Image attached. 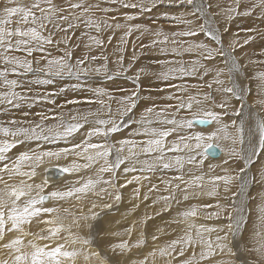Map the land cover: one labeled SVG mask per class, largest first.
<instances>
[{
  "label": "snow or ice",
  "instance_id": "snow-or-ice-1",
  "mask_svg": "<svg viewBox=\"0 0 264 264\" xmlns=\"http://www.w3.org/2000/svg\"><path fill=\"white\" fill-rule=\"evenodd\" d=\"M164 2L28 0L22 4L19 0H0V117H5L0 120V133L6 137L0 139V264H76L81 256L85 264L92 261L97 264H156L157 253L160 258L167 257L166 264H264V192L257 206L259 224L254 226L248 240L244 237L248 220L245 210L250 199L248 187L250 184L264 186V115L249 111L252 106L247 104V98L251 88L245 81L256 79L260 94L264 96V71L256 72L254 77L248 75L249 64H264V60L251 59L253 55L264 56V47L259 53L237 55L256 41L264 45V30L258 26H244L236 32L231 30L236 20L249 19L254 25L264 24V0H225L223 3L221 0H166L173 7L191 9L172 17L185 26L183 31L166 33L154 27L155 22L153 26L130 23L151 14ZM122 9H133L136 13L124 11L118 15ZM14 16L18 17L17 26L14 29L6 27ZM121 18L125 23L118 22ZM81 26L87 29L81 36H87L88 43L84 45L86 51L73 62L74 50L69 44L71 36L68 33H74ZM120 29L124 30L123 34L110 56L103 34L112 31L113 34L107 36L110 44L115 30ZM93 31L97 35H91ZM133 31L163 39L141 44L139 53L133 42L132 54L127 57V37ZM59 33L64 35L57 39ZM199 35L208 38L207 42L176 39ZM169 36L174 46L171 49L160 47L159 52L162 55L169 51L176 55L195 52L197 58L187 62L191 67H183L182 60L153 57L147 64L134 68L149 50L158 44H167ZM61 44L65 47L61 48ZM94 49L98 50V55L92 54ZM217 61L219 63H214ZM110 63L116 65L114 70ZM170 63L182 66L167 68ZM156 66L167 70L153 72ZM176 73L180 79L196 77L200 83H174ZM9 74L17 78L10 79ZM29 75L31 78H26ZM65 77L75 78L77 83L73 88L91 95L69 98L63 87L42 88ZM121 78L131 82L133 87L125 88L119 83ZM161 93L165 94L163 99L169 101L162 106L159 104ZM38 104L45 107L32 112L33 106ZM85 104L98 107L95 110L79 107ZM255 104L260 105V112L264 113V98ZM22 105H27L28 111H22ZM142 105L148 107L143 108L140 118L136 119V109ZM13 109L21 111V116H13ZM185 112L198 119H188L182 114ZM102 115L107 118H101ZM153 117L169 127H151ZM225 118L231 120L230 124L224 123ZM194 124H208V131L193 132ZM134 125L139 127H132ZM130 127L132 131L127 136L110 139L114 135L121 136ZM173 135L175 138L169 139ZM141 136L145 138L137 139ZM93 138H97V142H93ZM221 141L228 143L222 146ZM17 148L22 150L12 155ZM217 149L225 158L213 165L208 162V156L209 153L215 156ZM142 156L145 158L141 159ZM60 160L65 163L59 164ZM46 164L49 167L45 172L53 169L58 174L59 184L50 183L48 176L38 184L34 182L38 169ZM206 164L209 173L219 168L224 174L210 175L205 180L203 167ZM186 166L191 167L185 171ZM159 168L179 173L163 181L168 195L153 200V204L163 201L160 212L146 213L122 233H112L131 238L134 229L140 227V237L134 244L130 239L106 244L108 237L102 235V218L122 202L121 190L134 182L139 185L142 181H150V174ZM197 170L201 174H196ZM84 171H93V175L85 178L80 175ZM129 175L131 179L127 178ZM72 176L77 178L70 179ZM122 177L124 180L120 183ZM17 178L19 183H9ZM234 182L238 185L232 191ZM221 184L226 204H191L178 211L172 223L186 224L183 235L164 247L153 249L142 259H129L133 248L146 245L149 221L168 212L173 204L179 206L204 196L218 197ZM49 188L51 190L46 191ZM159 190L152 184L144 200L149 199V193ZM134 195L139 198V186L134 189ZM90 196L94 197L91 201ZM69 199L90 202L88 214H83L82 210L81 215L72 214V224L78 229L87 227L88 237L72 233L71 225L65 228L61 213L67 214L68 209L55 205ZM49 201L54 202L53 206L46 204ZM138 207L136 204L130 211ZM212 207L217 211L209 212L208 216H223L227 220L223 227L208 228L189 222L194 221L199 211ZM34 223L37 227L41 223L51 227L34 232L30 230ZM62 231L69 233L72 244L79 242L82 248L69 251L58 242L54 245L35 242L57 241ZM212 232L217 233L215 239H205L204 233ZM156 239L157 236L152 235V240ZM93 244L98 250H91ZM198 245L200 251L197 253ZM189 250L191 255L186 257ZM252 253L256 254L255 259H249ZM217 255H227L229 259L217 260Z\"/></svg>",
  "mask_w": 264,
  "mask_h": 264
},
{
  "label": "bare ground",
  "instance_id": "bare-ground-1",
  "mask_svg": "<svg viewBox=\"0 0 264 264\" xmlns=\"http://www.w3.org/2000/svg\"><path fill=\"white\" fill-rule=\"evenodd\" d=\"M19 2L20 3H27L28 2V0H19ZM221 2L223 3V2H225V0H221ZM105 6H107V5H105ZM158 6V5H157ZM162 8L163 9H168V12L170 11V13L173 15V16H176L175 14H176V12H177V10H181V11H183V9L184 8H178V7H173V6H171V5H169V4H167V2H166V0H165V2H164V5H162ZM186 9V8H185ZM133 10V9H132ZM134 12H136V10H133ZM186 11H189V10H186ZM166 12V11H165ZM178 12H180V11H178ZM170 13H168V15L167 16H169L170 15ZM182 13V12H181ZM118 15H120V13H117ZM177 14H179L180 15V13H177ZM166 16V15H165ZM173 16H171V17H173ZM167 19H169L168 17H166ZM165 18V19H166ZM189 19H192L191 17H188ZM17 19H18V17H12V21L13 20H15V24H13V25H6V27H10V28H12V29H14L16 26L15 25H17L16 24V21H17ZM122 18L118 21V22H120V23H122ZM170 22H168V21H165V22H168V23H166V25H168V27L166 28H162L166 33H171V32H174V31H183V30H185V26L183 25V24H178L176 21H174L173 19L172 20H169ZM153 22H155V15H154V13H153V11H152V13L151 14H148V15H145V17L142 19V25H149V26H153ZM164 22V23H165ZM133 24H135L136 22H132ZM221 23H223V20H221ZM178 24V25H177ZM173 25V26H172ZM15 26V27H14ZM176 26V27H175ZM244 26H248V27H255V26H258L261 30H264V24H259V25H254L249 19H244V20H236V22L234 23V24H232L231 25V30L233 31V32H236V31H238L241 27H244ZM154 27H156V28H160L158 25H157V22H155V24H154ZM161 27H163V26H161ZM83 30V31H82ZM85 31H87V29H84V27L83 26H81V27H79V29H78V31L77 30H75L74 31V33L73 32H70V34H76V35H74V36H71V35H69V36H71V40L72 41H74V42H77V44L78 43H80V41L81 42H84V43H82V46L81 47H83V45H85V43L87 42V39H86V41H83V38L81 39V40H78L77 38H78V36H80L81 35V33L80 32H85ZM123 31L124 30H122V29H120V30H115V35H114V38H113V40L111 41V43L110 44H108V42H107V36L108 35H112L113 33H112V31H108V32H106V33H104L103 34V38H104V40H105V43H106V45H107V47H108V49L110 50L109 51V55H110V53H111V50H112V46L111 45H114V47L117 45V43L119 42V39H120V36L123 34ZM91 35H96L97 33H95V31H93V32H91L90 33ZM60 36H63V34L62 33H60L59 34ZM87 37V36H86ZM80 38V37H79ZM85 38V37H84ZM240 38H241V40H243V38H244V34L243 33H241V35H240ZM57 39H59V38H57ZM153 39H160V40H162L163 39V37H155V36H153V35H151V34H147V33H145V34H143V35H141V32H139V31H133V33L129 36V37H127V40H128V43H127V45H126V53H127V57H130L131 56V52H130V50H133V42H135V45H136V51H137V53L138 52H140L141 50H140V45L141 44H148L151 40H153ZM176 39L177 40H182V37H176ZM185 39V38H184ZM183 39V40H184ZM189 39H191V40H196V42L198 41H201V40H203L204 42H207V40L208 39H205V37L203 36V35H199V36H197V37H195V38H189ZM171 40H172V37L171 36H169V42L167 43V44H165V45H157V47L155 48V49H151V50H149L143 57H142V59L140 60V63L139 64H137V65H135L134 66V68L135 67H140V66H142V65H144V64H147L148 62H149V59L150 58H153V57H156V58H159V59H163V58H166V60H168V61H181V60H185L184 62V64H183V67H185V68H188V67H191V65L190 64H188L187 62L188 61H191V60H194V59H196L197 58V53H195V52H193V53H182L181 55H176V54H173V53H171L170 51L168 52V53H166V54H161L160 52H159V48L160 47H167V46H170L169 48H172L174 45L171 43ZM186 41H189V40H186ZM73 42V43H74ZM114 43V44H113ZM70 44V43H69ZM169 44V45H168ZM70 45H72V44H70ZM60 47L61 48H64L65 46L62 44V45H60ZM261 47H264V45H261L260 44V42L259 41H256L254 44H250V45H248V46H245L241 51H238L237 52V55L238 56H241V55H244V53H253V52H255V53H259V51H260V48ZM76 50V49H75ZM78 51V50H77ZM82 51V50H81ZM94 51H95V49H94ZM97 51V50H96ZM82 53H84V52H82ZM74 59V58H73ZM113 59H114V57H113ZM247 59V58H246ZM251 59L252 60H264V56H259V55H253V56H251ZM75 60V59H74ZM164 60V59H163ZM243 62V61H242ZM214 63H219L218 61L217 62H214ZM0 66H2V64H0ZM115 67H116V65H114V64H111L110 63V68L111 69H115ZM181 67V65L179 64V63H170V64H168L167 65V68H175V69H179ZM167 68H161V67H159V66H156V67H153V69H152V71L153 72H159V71H162V70H167ZM258 71H264V64H249V67H248V75H249V77H254L255 76V73L256 72H258ZM129 74H132V73H129ZM176 75V77L177 78H175L174 80H173V82L174 83H177V84H181V83H185V82H187L188 84H197V83H200V81L196 78V77H185V78H183V79H180V78H178L179 77V74L178 73H176L175 74ZM27 78H30V77H27ZM70 78V77H69ZM72 78V77H71ZM222 78H224V79H226V77H222ZM208 79H211V77L209 76L208 77ZM70 83L71 82H74V81H69ZM83 82V81H82ZM247 84H248V86L251 88V92H250V94H249V96H248V98H247V104L249 105V106H252V107H250V109H249V111H251V112H253V113H260L261 115H264V113H261L260 112V105H258V104H255V101H257V100H259V99H261V98H264V96H262L261 94H260V91H259V88H258V81L256 80V79H251L250 81H245ZM56 83H58V82H56ZM68 83V82H67ZM119 83H121L125 88H128V89H131L132 87H133V85H132V83L131 82H125L124 80H123V78H121V80L119 81ZM58 84H60V82L58 83ZM65 84V83H64ZM57 85V84H56ZM66 85V84H65ZM64 85V86H65ZM54 86V85H53ZM59 86V85H58ZM71 86V85H70ZM70 86H68L69 88H70ZM49 87H51V88H49ZM48 88L49 89H52V86H49ZM66 87V86H65ZM44 88V87H43ZM58 88V87H57ZM73 88V87H72ZM45 89H47L46 87H45ZM66 89V88H65ZM73 89H75V88H73ZM76 90V89H75ZM78 90L80 91V89L78 88ZM66 91H68V90H66ZM71 91V90H70ZM74 91V90H73ZM73 91H71V93H69V94H73L72 92ZM78 91V92H79ZM194 91V90H193ZM77 92V93H78ZM74 93H75V91H74ZM76 94V93H75ZM81 95V94H80ZM91 94L89 93V92H87V91H82V97H84V96H90ZM165 94L164 93H161L160 94V97H161V99L159 100V104L162 106L163 104H165V103H169V101H166V100H164L163 99V96H164ZM69 97H70V95H68ZM73 96H74V94H73ZM76 96H77V98H79L78 97V94H76ZM82 97H80V98H82ZM71 98V97H70ZM38 105H40V107L42 106L41 104H38ZM87 105V104H86ZM24 106V105H23ZM35 106H37V105H35ZM93 107V109L95 110L96 108H94L95 106H97L98 107V105H96V104H91V105H89V107ZM238 106V105H237ZM43 107V106H42ZM41 107V108H42ZM44 107H45V105H44ZM80 107V106H79ZM83 107V106H82ZM145 107H148V105H142L141 107H139V108H137L136 109V119H139L140 118V115H141V112H142V110H143V108H145ZM22 108V107H21ZM25 108V107H24ZM84 108V107H83ZM86 108H87V106H86ZM112 108H113V111H115V108H116V104L113 102L112 103ZM27 109V108H26ZM26 109H24V110H26ZM35 109V108H34ZM34 109H33V111H34ZM38 109V108H37ZM37 109H35V110H37ZM14 110V109H13ZM12 110V111H13ZM27 111H28V109H27ZM32 111V110H31ZM15 112V111H14ZM36 112V111H35ZM16 113H18V111L16 112ZM189 112H185V113H182V114H184V115H186L187 116V118L188 119H197V117H195L192 113H190V114H192V115H190V114H188ZM102 118H105V116H103ZM107 118V117H106ZM170 118V117H169ZM5 119V118H4ZM231 119H235V117H232ZM230 122H231V120L229 119V118H225V121H224V123H227V124H230ZM5 126H8V125H5ZM151 127H157V128H164V126H167V125H161L160 123H158V122H156L155 121V118L153 117V123H152V125H150ZM132 127H139V126H136V125H134V126H132ZM132 127H130L126 132H124V133H122L121 134V136H116V135H114L113 137H111L110 139L111 140H118V139H120V138H122V137H124V136H127L128 135V133L129 132H131L132 131ZM167 127H169V126H167ZM215 127H217L216 125H213V128H215ZM208 128H209V126H207V127H195L194 125H193V128H192V131L193 132H195V131H203V132H207L208 131ZM228 131L229 132H231L232 131V129L231 128H229L228 129ZM3 138H6V137H4L3 136V134L2 133H0V139H3ZM8 139H11V137H7ZM145 137H143V136H141V137H137V139H144ZM175 138V136L173 135V136H171V137H169V139H174ZM93 142H97V138H93ZM213 143H215L216 141H212ZM221 144H222V146L224 145V144H226V143H228V142H224V141H221L220 142ZM20 150H22V149H20V148H17V149H15V150H13V153H12V155H15V153L16 152H18V151H20ZM145 157H141V159H144ZM225 158V154L223 153V152H221L220 153V156H218L217 158H210V159H208V162L209 163H211V164H213V165H217V164H220V162L223 160ZM52 163L53 164H56L57 162L56 161H52ZM65 163V161L64 160H60L59 161V164H64ZM49 166L46 164V165H44V166H41V168H39L38 169V175H37V177L36 178H34V182L35 183H40L41 182V180H43L44 179V177H45V168H48ZM186 167H191V166H186ZM187 168V169H188ZM233 168H235V166H233ZM186 169V168H185ZM26 170V169H25ZM158 170H161V169H158ZM164 170V169H163ZM93 171H94V169H93ZM93 171H84V172H82L80 175L81 176H83V177H85V178H87L88 176H90V175H93ZM171 171H172V169L170 170V169H167V170H165V171H163V173H164V175H165V173H171ZM157 172V171H156ZM175 172V171H174ZM140 173H135V175H139ZM196 174H201L200 173V171L199 170H197V173ZM203 174L205 175V180H208V178H209V176L210 175H223L224 173L219 169V168H216V169H214L211 173H209V170H208V167H207V164L203 167ZM65 175H68V174H65ZM157 175V174H156ZM162 175V174H161ZM163 175V176H164ZM249 175H252V173L250 172L249 173ZM158 176V175H157ZM172 177V176H171ZM77 177L76 176H72V177H70V179H76ZM105 178H107V176H105ZM128 179H131V175H129L128 177H127ZM153 178V177H152ZM163 178V177H162ZM169 178V177H168ZM167 178V179H168ZM166 179V180H167ZM123 180H124V178L122 177L121 178V180H120V183H123ZM169 180V179H168ZM152 181H154V180H152ZM59 182H60V180H59V178H56V179H50V183H52V184H59ZM144 182L145 181H142L139 185L137 184V183H132L131 185H129L128 187H126V188H124V189H122L121 191H122V202L119 204V205H117V209L115 210L114 208V210L116 211L115 213H111V214H107L106 216H104L103 218H106V219H103V223H102V225H106V226H108V225H110V227L112 228V226L111 225H113V226H115V227H117L116 225H118L119 223H117V222H121L120 224H119V226L120 227H122V232H123V229L124 228H126V227H129V226H132L133 225V222L134 221H138V219H135L134 220V217L133 216H135L134 214H136L138 211H141V210H143L142 208H143V206H142V204H143V202H142V199H144V194L143 195H141L142 196V199H141V197H140V195H139V198L137 199L136 197H135V195H134V189H136L138 186L140 187V189L143 191V189L144 188H147L146 186H145V184H144ZM149 182V181H148ZM147 182V183H148ZM175 182V181H174ZM9 183H19V178H17L16 180H14V181H9ZM153 184H155V183H153ZM157 185V184H156ZM164 186V185H163ZM161 187V186H160ZM249 189H251L252 190V193H255V192H253L255 189H257L256 191V193H255V196L257 197V199H256V197H255V203L253 204V198L251 197L252 195H250L249 197H250V199L252 200H250V201H248V205H247V208H246V213L248 214L249 213V215H250V218H249V220H247V231L244 233L245 234V239L246 240H248L250 237H251V235H252V230H253V228H254V224H251L252 222H251V218L252 219H258V216H259V214L257 213V216H256V213H255V215H253V213H254V208L255 209H257L256 211H258V208H257V206L258 205H260L261 204V193L262 192H264V186H261V185H259V184H255L254 186H252V184H250L249 185V187H248ZM220 189L222 190L223 189V185L221 184V186H220ZM51 189L49 188V189H46V191H50ZM145 190V189H144ZM146 190H148V189H146ZM233 190H235V189H233ZM142 191H140V192H142ZM223 191V190H222ZM249 191V190H248ZM144 192V191H143ZM142 192V193H143ZM155 192V191H154ZM156 193V192H155ZM158 193H160V192H158ZM224 193V192H223ZM222 194V193H221ZM228 195H230V193H228ZM152 197V196H151ZM158 197V196H157ZM201 198H206L207 199V197L206 196H204V197H201ZM200 198V199H201ZM211 198V197H210ZM127 199V200H126ZM152 199H154V198H152ZM125 200H126V203H125ZM150 201V200H149ZM77 201H75L74 199H69V200H67V201H64V202H60L59 203V207H65V208H68V207H71V208H69L70 210L68 211V213H67V217L66 216H64L63 214H61V220L63 221V224L64 225H66V223H64L65 222V220H67L66 222H67V225H69V223H71L72 224V214L71 213H73L72 212V207L74 206V204L76 203ZM105 202H108L107 201V198H105ZM151 202V201H150ZM162 202V201H161ZM191 202V201H190ZM190 202H187V203H190ZM196 202H198V201H196ZM220 202L222 203V204H226V201L223 199V198H220ZM97 203H101V201L100 200H98V202ZM187 203H184V202H182L181 203V205H179V206H177V205H175L176 207H179L181 210H183L184 208H187L188 207V204ZM214 203V202H213ZM46 204H48L49 206H53V204H54V202H51V201H49V202H46ZM136 204H138L139 205V207H138V211L136 212V211H130V210H132L133 208H131V207H133L134 205H136ZM252 204H253V207H252ZM88 205L89 206H91V204H90V202H88ZM159 205H161V204H159ZM176 207H173L172 206V208L171 209H175ZM180 209H178V211L180 210ZM249 209H251V214H250V211H249ZM114 210H112V211H114ZM175 210H177V209H175ZM97 211H99V209H97ZM143 211H145V210H143ZM249 211V212H248ZM70 213V214H69ZM124 213H127V216H128V219L127 220H124L123 219V217H124ZM132 213V214H131ZM176 213H177V211H176ZM137 215H140V214H137ZM252 215H253V217H252ZM142 217H143V215H142ZM139 218H141V217H139ZM154 219V218H153ZM174 219V218H173ZM222 219V218H221ZM165 220V219H164ZM223 221V220H222ZM152 222V221H151ZM225 222V220L223 221V223ZM83 223V221H81V224ZM221 224V223H220ZM73 225V224H72ZM83 225V224H82ZM225 225V224H224ZM50 226V225H49ZM153 226V225H152ZM169 226V225H168ZM217 226H219V225H217ZM220 226H222V225H220ZM73 227H76L75 225H73ZM40 228H44V229H47L48 228V225H46V224H43V223H41L40 224V226L39 227H37L36 226V224L34 223L32 226H31V231H36V232H38L39 230H40ZM77 228V227H76ZM76 228H75V230H76ZM82 228V227H81ZM85 228V227H84ZM109 229V230H107V231H110V230H112V229ZM119 228V227H118ZM148 228H150V227H148ZM83 229V228H82ZM116 229V228H115ZM137 229V230H136ZM139 229V227H136L135 229H134V233H135V231L137 232V231H140V230H138ZM182 229V228H181ZM79 231L81 230V229H78ZM113 231H116V230H113ZM174 231V230H173ZM66 232V231H65ZM117 232H118V230H117ZM175 232V231H174ZM79 233V232H78ZM214 233V232H213ZM216 233V232H215ZM45 234H47V233H45ZM62 233H60V235H61ZM75 234V233H74ZM80 235L79 236H84V237H88V235H89V229L86 227V229H83V230H81V232L79 233ZM107 234V233H106ZM136 234V233H135ZM140 234H141V231H140ZM173 234V233H172ZM175 234V233H174ZM217 234V233H216ZM215 234V235H216ZM221 235H223V233H220ZM65 235V234H64ZM105 235V234H104ZM108 235V234H107ZM180 235V234H179ZM62 236V235H61ZM69 236V235H68ZM113 236V235H112ZM173 236V235H172ZM176 236V235H175ZM214 235H212V237H213ZM178 237V236H177ZM64 238V237H63ZM122 238V237H121ZM29 239H31V238H29ZM62 239V238H61ZM65 239V238H64ZM63 239V240H64ZM58 240V239H57ZM63 240L61 241V242H63ZM148 240V239H147ZM59 241V240H58ZM55 241H46V240H40V242H38V244H41V243H43V244H53ZM109 242V241H108ZM108 242H106V243H108ZM114 242V241H113ZM110 243V242H109ZM69 244V242L67 243V241L64 243V245H65V248L67 247L69 250H72L73 248H75V247H71L72 245L70 244V245H68ZM75 245V244H74ZM73 245V246H74ZM76 245L78 246V248L77 249H81L82 248V245L78 242V244L76 243ZM149 245H150V243H149ZM148 245V246H149ZM97 246H96V244H93L92 246H91V250H97V248H96ZM66 248V249H67ZM133 250H134V253H135V251L137 250V248H133ZM145 254L143 253V256H144ZM137 255H135V258L134 259H136L137 257H136ZM142 256V255H141ZM142 256V257H143ZM218 258H220L219 256H217ZM216 257V258H217ZM226 257H228L227 255L226 256H224V258L226 259ZM223 258V259H224ZM229 258V257H228ZM218 260V259H217ZM84 261V260H83ZM159 261V260H158ZM157 261V262H158ZM161 261V260H160ZM163 261V260H162ZM81 262V261H80ZM164 262V261H163ZM70 263V262H69ZM79 263V260H77L76 261V264H78ZM92 263H94V264H97V262L96 261H92L91 262V264ZM159 263V262H158ZM80 264V263H79ZM82 264H85V263H82ZM160 264H161V262H160Z\"/></svg>",
  "mask_w": 264,
  "mask_h": 264
},
{
  "label": "rangeland",
  "instance_id": "rangeland-1",
  "mask_svg": "<svg viewBox=\"0 0 264 264\" xmlns=\"http://www.w3.org/2000/svg\"><path fill=\"white\" fill-rule=\"evenodd\" d=\"M162 5H164V3H161V4H158V6L153 10V13H154V15H155V22H157V25L160 27V28H167L168 27V25H166V23H168V22H170L169 20H172V17L171 16H173L171 13H170V11L168 12V9H163L162 8ZM182 9V8H181ZM186 10H191V9H183V11H181V10H177V12H176V16H178L179 14H177V13H180L181 14V12H186ZM124 11H127L129 14H132V15H135V13L136 12H134L132 9H122L121 10V13H120V15H122V13L124 12ZM166 11V12H165ZM178 11H180V12H178ZM164 13H167V15H168V13H170V15L169 16H165L164 15ZM97 15H101V14H97ZM145 16H143V17H140V18H138V19H136V20H134V21H131L130 23H132V22H136V23H138V24H141L142 23V19L144 18ZM166 17H168L169 19H167ZM166 18V19H165ZM165 21H168V22H165ZM15 22V20H13L12 22H11V24L10 25H13V24H15L14 23ZM165 22V23H164ZM122 23H125V21L124 20H122ZM135 23V24H136ZM178 25V24H177ZM15 26H17V25H15ZM14 26V27H15ZM161 26H163V27H161ZM173 26V25H172ZM176 27V26H175ZM10 28V27H9ZM78 29L79 28H77L76 30L78 31ZM85 29V28H84ZM83 31V30H82ZM86 32V31H85ZM80 33H82V32H80ZM60 34V33H59ZM58 34V36L56 37V38H60V35ZM63 35H64V33H62ZM68 35H71V36H74V35H76V34H70V32L68 33ZM97 35V34H96ZM80 37V38H79ZM85 37V38H84ZM83 38V41H86V39H87V37L86 36H78V40H81ZM185 38V39H184ZM189 40V42H191L192 40L191 39H189V37H182V40ZM205 39H208V38H206L205 37ZM196 41V40H195ZM74 41H72V40H70V44H72V45H70V46H73V50H74V59H75V57H77V56H81L83 53L82 52H85L86 51V49H85V47H84V45H83V47H81L82 46V43H84V42H81L80 41V43H78V45H79V47L77 48V47H75L76 45H77V42H74ZM198 42V41H197ZM88 43V41L85 43V44H87ZM114 44V43H113ZM62 45V44H61ZM169 45V44H168ZM113 48H112V50H111V53H110V56H111V54H112V52H113V50H114V45H111ZM166 47V46H165ZM170 46H167L166 48H168V49H171V48H169ZM76 49V50H75ZM78 50V51H77ZM82 50V51H81ZM109 49H108V47H107V54L109 55ZM132 51L133 50H130V52H131V54H132ZM139 53V52H138ZM58 54H62V53H58ZM92 54H94V55H98L99 54V52H98V50L96 51H94L93 50V52H92ZM184 54V53H183ZM74 59H73V62H74ZM164 60H166V58H163ZM183 61V60H182ZM185 61V60H184ZM102 62V61H101ZM181 65V64H180ZM182 66V65H181ZM0 67H2V66H0ZM28 77H30L31 78V76L29 75ZM9 78L10 79H14V78H17L14 74H9ZM27 78V77H26ZM30 78H28V79H30ZM69 81H74V82H69ZM58 83L60 82V84H58V83H56V84H54V86L52 85V88H57V87H63V88H66L65 90H68V91H66V94L67 95H70V97L71 98H74V97H77L76 96V94H78V97L80 98V97H82V90L80 89V91L78 90V88H75V89H73L72 87H73V85H75L76 83H77V81L75 80V78H69V77H65L63 80H58L57 81ZM68 82V83H67ZM66 85H65V84ZM81 83H83L82 81H81ZM59 85V86H58ZM66 87H65V86ZM71 85V86H70ZM68 86H70V88L68 87ZM44 87V89H45V87L48 89V90H51V89H49V88H51V87H49V86H42V88ZM49 87V88H48ZM85 87H87V85H85ZM75 91V93H74V91L72 92L73 94H74V96H73V94L71 95V94H69V93H71V91ZM79 91V92H78ZM69 92V93H68ZM78 92V93H77ZM81 94V95H80ZM69 97V96H68ZM69 97V98H70ZM43 107H44V105H42ZM41 106V107H42ZM81 108H86V106H87V108H89V105H79ZM83 106V107H82ZM22 108V111H27V109H28V107H27V105H22L21 106ZM25 107V108H24ZM41 107H40V105H37V106H33V108L31 109L32 110V112H38V111H40V109H41ZM27 108V109H26ZM37 109V110H35V109ZM90 108H92L93 109V107H91L90 106ZM94 108H97V106H95ZM24 109H26V110H24ZM33 109H34V111H33ZM94 110V109H93ZM15 111V112H14ZM18 110H16V109H14L13 111H12V115L13 116H16V117H20L21 116V111H18V113H16ZM188 114H190V113H188ZM190 115H192V114H190ZM102 117H103V115H102ZM101 117V118H102ZM5 117H0V120H3ZM32 117L30 116L29 117V119H31ZM105 118H106V116H105ZM198 118V117H197ZM209 126V125H208ZM165 127H167V126H164V128ZM196 127V126H195ZM199 127V126H198ZM207 127V126H206ZM193 128V127H192ZM208 159H210V157H208ZM186 169H185V171H187L188 169V167H185ZM159 169H161V170H157V172L155 171L154 173H152V174H150L151 175V179H150V181L148 182V181H145L144 182V184H145V186L147 187V188H144L143 189V191L140 189V191H142V192H140V197H141V199H142V196L141 195H143L144 193H147L148 192V190H146V189H149L150 187H151V185L153 184V183H155V184H157V186H158V188L160 189L159 191H153V192H151V193H149V199L147 200V201H145L144 199H142V202H143V204H142V206H143V210H145V211H143V210H141V211H138V208H136L134 211H138L136 214H134L135 216H133L134 217V220L135 219H138V221L139 220H141L143 217H144V215L147 213L148 215H153L154 213H156V212H160V209L163 207V201L161 202H159V203H157V204H153V200H156L157 199V196H166V195H168V193L167 192H165L164 191V188H165V184L163 183V181H165L168 177V179H171L172 177H174V176H176V175H178L179 173L176 171V170H174V169H172V171H171V173H165V175H164V173H163V171H165V169L163 170V168H159ZM171 170V169H170ZM175 171V172H174ZM158 176H157V175ZM162 174V175H161ZM164 175V176H163ZM172 176V177H171ZM153 177V178H152ZM163 177V178H162ZM186 179H187V177H185ZM167 179V180H168ZM152 180H154V181H152ZM148 182V183H147ZM174 182V181H173ZM175 182H178V181H175ZM164 185V186H163ZM237 185H238V182H234L233 183V186H232V191H235L236 190V187H237ZM255 184H252V186H254ZM161 186V187H160ZM233 189H235V190H233ZM223 190V189H222ZM221 189H220V195L218 196V197H207V199L206 198H199V199H194V200H190V201H188V202H190V203H187V202H184V203H187L188 204V206H190L191 204H196V205H200V204H204V203H208V204H212V205H215L216 203H220V204H222L221 202H220V198H223L224 197V195H225V193H223V191H222ZM248 195L250 196V195H252L251 197L253 198L252 200H253V204L256 202L254 199H255V193L257 192L256 190L257 189H255L253 192H255V193H252V190L251 189H249L248 188ZM158 192H160V193H158ZM222 193V194H221ZM144 196V195H143ZM152 196V197H151ZM152 198H154V199H152ZM92 199H94V197H89V201H91ZM224 199V198H223ZM256 199H257V197H256ZM127 200V199H126ZM126 200H125V203H126ZM151 202H150V201ZM251 199H249V201H250ZM251 200V201H252ZM196 201H198V202H196ZM97 202H98V200H97ZM214 202V203H213ZM159 204H161V205H159ZM253 204H252V207H253ZM223 205V204H222ZM247 205H248V203H247ZM55 206H57V207H59V204H56ZM91 206H89L88 205V201H85V202H83V203H81V202H76L75 204H74V206L72 207V212L73 213H71V214H75V215H81L82 213H81V210H82V212H83V214H88V208H90ZM173 207H176L174 204H173ZM63 208V207H62ZM65 208V207H64ZM69 208H71V207H68L67 209H68V211L70 210ZM131 208H133V207H131ZM114 209L116 210L117 209V206H115L114 207ZM114 209H112V210H114ZM175 209H177V210H175ZM175 209H169V211L168 212H166V213H161L160 214V216L159 217H154V219H152L151 221H149V223H148V227H150V228H147V232L145 233V236H146V245L145 246H142L140 249H137L136 251H135V253H134V250L132 249V254H131V256H130V260H137V259H142L143 257V253L146 255L148 252H150V251H152L153 249H159V248H161V247H164L165 245H167L171 240H174V239H177L179 236H181V235H183L184 234V230H185V228H186V224H175V223H172V221L176 218V216H177V213H176V211L178 212V209H180L179 207H176ZM111 211L109 214H111V213H115L116 211ZM257 209H255L254 208V213H253V215H255V213H256V216H257V213L259 214V212L258 211H256ZM133 211V212H134ZM179 211H181V209L179 210ZM215 211H217V209L215 208V207H212V208H209V209H204V210H202V211H199V214H198V216L194 219V221H189V222H194L195 224H197V225H199V224H203V225H205L206 227H208V228H221V227H223L224 226V224H226L227 223V220L226 219H224V217L223 216H221V217H209L208 216V213L209 212H215ZM249 211H250V214H251V209H249ZM248 211V212H249ZM61 214H63L64 216H66L67 214H65V213H61ZM70 214V213H69ZM132 214V213H131ZM137 214H140V215H137ZM142 215H143V217H142ZM253 215H252V217H253ZM67 217V216H66ZM139 217H141V218H139ZM174 218V219H173ZM222 218V219H221ZM249 218H250V215H249V213H248V220H249ZM103 219H106V218H102V221H103ZM123 219L124 220H127L128 219V216H127V213H124V217H123ZM165 219V220H164ZM225 220V222L223 223V221ZM251 220V224H254V226H258V224H259V220L258 219H250ZM67 220H65V222L64 223H66V225H64L65 226V228H67L68 226H70L71 225V232L72 233H75V234H78V235H80L79 233L81 232V230H83V229H86V227L84 228L83 226H82V228H79V229H81L80 231L78 230V228H76V227H73V225L71 224V223H69V225H67V222H66ZM137 221V220H136ZM63 222V221H62ZM84 223V222H83ZM82 223V224H83ZM103 223V222H102ZM121 222H119V224H120ZM221 223V224H220ZM119 224L118 225H116L117 227H115V226H113V225H111L112 226V228L110 227V225H108V226H106V225H102V227H103V229H104V233H102V235H107V237H108V240H107V242L109 241L110 243H118L121 239H130L131 240V243H135V241L140 237V231H135V233L133 234V236L131 237V238H129L128 236H125V235H121V236H112V233H117V230H118V232H121L122 233V227H120L119 226ZM153 225V226H152ZM169 225V226H168ZM217 225H219V226H217ZM220 225H222V226H220ZM48 227H51V226H49L48 225ZM119 227V228H118ZM75 228H76V230H75ZM112 229V230H110V231H107V230H109V229ZM116 228V229H115ZM182 228V229H181ZM158 229H162V231H157ZM26 230H28V229H26ZM113 230H116V231H113ZM137 230V229H136ZM138 230H140V227H139V229ZM175 232H174V231ZM34 232H36V231H34ZM79 232V233H78ZM46 233V232H45ZM62 234V236L61 235H59V237H58V240L57 241H55L54 243H53V245L56 243V242H58V243H61V244H64L66 241H67V243L69 242V244L68 245H72L71 247H75V249H77L78 248V246L76 245V243H75V245L74 244H72L71 242H70V240H69V233L66 231H62L61 232ZM107 233V234H106ZM173 233V234H172ZM175 233V234H174ZM65 234V235H64ZM180 234V235H179ZM216 233L214 232H212V233H204V237H205V239H208V240H214L215 239V236L217 235H215ZM152 235H156L157 236V239L155 240V241H153L152 240ZM173 235V236H172ZM176 235V236H175ZM212 235H214L213 237H212ZM178 236V237H177ZM244 236H245V234H244ZM65 239H64V238ZM81 237H84V236H81ZM122 237V238H121ZM29 238H32V237H27L26 239H29ZM62 238V239H61ZM64 239V240H63ZM148 239V240H147ZM63 240V242H61ZM47 241V240H46ZM114 241V242H113ZM36 243H38V242H40V240H37V241H35ZM108 242V243H109ZM149 243H150V245H149ZM77 244H78V242H77ZM107 244V243H106ZM41 245H44L43 243H41ZM74 245V246H73ZM149 245V246H148ZM106 246V245H105ZM67 248V247H66ZM97 248V247H96ZM70 249V248H69ZM68 248L66 249V250H69ZM77 250H79V249H77ZM98 250V249H97ZM70 251V250H69ZM196 251H197V253L200 251V246L198 245L197 246V248H196ZM135 255H137L136 257V259H134L135 258ZM142 255V256H141ZM187 255H191V250H189V252L186 254V257H187ZM217 256H219L220 258H218ZM216 257V259H218V260H220V259H223L224 258V256L223 257H221L220 255H217ZM226 256V255H225ZM185 257V258H186ZM256 258V254L255 253H252L251 254V256H249V259H255ZM225 259V258H224ZM226 259H229L228 257H226ZM79 263L80 264H82V263H85L84 261H83V257L81 256L79 259ZM159 260V261H158ZM161 260V261H160ZM164 262H163V261ZM81 261V262H80ZM159 263H158V262ZM166 261H167V257H165V258H160L159 257V254L157 253V259H156V264H160V262H161V264H166ZM78 263V264H79ZM70 264V263H69ZM92 264H94V263H92ZM176 264H178V262H176Z\"/></svg>",
  "mask_w": 264,
  "mask_h": 264
},
{
  "label": "water",
  "instance_id": "water-1",
  "mask_svg": "<svg viewBox=\"0 0 264 264\" xmlns=\"http://www.w3.org/2000/svg\"><path fill=\"white\" fill-rule=\"evenodd\" d=\"M194 126H196V127L197 126H199V127H206V126H208V124H203V125H201V124H194ZM220 153L221 152L219 151V149H217L216 152H215V156H213L212 153H209V156L208 157L214 159V158H217L218 156H220ZM45 176L50 177V179H56V178H58V174L53 169H51V168H49V170L47 172H45Z\"/></svg>",
  "mask_w": 264,
  "mask_h": 264
}]
</instances>
